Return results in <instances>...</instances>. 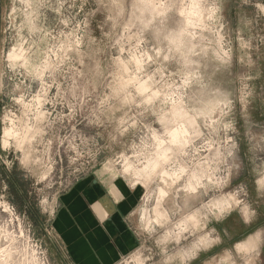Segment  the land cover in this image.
<instances>
[{
	"label": "clouds",
	"instance_id": "obj_1",
	"mask_svg": "<svg viewBox=\"0 0 264 264\" xmlns=\"http://www.w3.org/2000/svg\"><path fill=\"white\" fill-rule=\"evenodd\" d=\"M66 2L57 0L59 7L52 8L51 3L48 7L62 16ZM20 3L25 5L23 20L13 23L14 43L6 52H0V59L23 79L14 89L18 94L11 96L12 106L0 111V146L5 150L14 148L20 154L21 168L36 183L43 182L52 171V164H46V160L54 143L64 145L68 140L48 137L56 123L64 119L62 114L53 116L56 105L65 101L61 77L72 74L68 91L73 99V117L77 108L94 98L98 87L105 88L90 110L89 123L111 124L113 132L106 143L94 142L86 154L95 160L102 152H111L113 145H122L121 151L106 157L103 166L132 177L133 190L137 185L143 187L139 214L144 230L156 237L162 257L159 264H190L204 240H209L208 246L218 243L219 236L211 240L209 233L189 247H180L187 238L185 234L202 229L209 215L219 222L225 210L231 208L229 201L243 205L245 224L253 221L255 211L237 199L238 192L193 207L194 201L229 184L231 168L223 166L236 147L230 135L234 124L226 119L233 107L231 94L213 86L212 76L205 75L210 65H215L214 75L232 61L224 0H99L111 24V31L104 33L108 40L104 47L118 53L111 57L110 71L102 69L95 58L104 51L95 37H89L88 43L98 45L96 49L90 53L82 50V25L87 26V19L73 24L75 17L62 16L59 24L63 27L50 29L39 22L40 15L31 11L32 3ZM256 7L264 13V4ZM172 13L177 19L170 23ZM236 38L241 49L251 47L241 34L237 33ZM86 56L94 61V67L85 65ZM173 62L178 66L175 71L169 68ZM77 65L87 68V72ZM80 78H85L83 84L78 82ZM25 81H29L26 86ZM2 87L0 84V91ZM74 139L68 142L70 151L79 148ZM42 167L46 170L37 174ZM256 184L264 190V174ZM40 203L46 204L47 200ZM0 207L15 213L7 202ZM261 244L264 229L237 242L234 248L242 259L248 257L243 264H252L251 257L259 255ZM170 245L177 247L170 252ZM151 259V255L143 256L138 264H147Z\"/></svg>",
	"mask_w": 264,
	"mask_h": 264
},
{
	"label": "rangeland",
	"instance_id": "obj_2",
	"mask_svg": "<svg viewBox=\"0 0 264 264\" xmlns=\"http://www.w3.org/2000/svg\"><path fill=\"white\" fill-rule=\"evenodd\" d=\"M28 2L32 3L31 11L40 15L39 22L46 28L59 30L63 27L59 24L62 16L75 17L73 24L87 19V26L82 25L84 52H93L98 46H89V37H95L101 42L100 47L108 44L104 33L111 31V24L107 22L108 11L99 0H67L62 16L48 7L49 3L52 8L59 7L57 0ZM257 4H264V0H248L247 3L244 0H224L223 15L227 26L225 31L232 40V61L230 66L221 68L214 75L212 73L215 65H210L205 75L212 76L213 86L231 94L233 107L226 119L234 124L235 130L230 135L236 147L233 149V156L228 158L227 165L223 166L231 168L229 184L220 191H214L209 196L194 201L193 207H200L213 197L220 199L228 193L238 192L237 199L255 211L253 221L257 228L264 229V190L259 189L256 184L260 175L264 174V13L259 11ZM13 8L19 11L13 12ZM24 8L25 5L20 0H0V52H6L12 47L13 38L16 36L13 23H21V12ZM175 19L177 17L172 13L170 23ZM237 33L250 42V48L241 49L236 38ZM116 54L118 53L115 49L104 47V51L95 58L101 62L102 69L110 71L111 57ZM85 65L94 67V61L86 56ZM77 67L86 72L88 70L81 65ZM177 67L175 62L169 65L172 71ZM71 75L68 74V78L61 77L65 85V101L57 104L53 110L54 117L62 114L64 119L56 123L48 137L54 140L57 137H67L68 140L64 145H60L58 141L54 143L46 160V164H52V171L47 179L36 183L33 176L21 168L20 154L14 148L5 150L0 146V204L7 202L15 209L13 214L0 207V264L4 260L8 264H78L59 229L60 214L64 209L72 210L73 218L79 224L87 214H92L98 226L119 225L120 234H124L127 244L125 251L122 247L120 258L112 264H138V258L142 259L147 255L152 257L147 264H159L162 257L155 244L156 237L150 236L144 230L139 214L143 187L137 185L133 190L130 187L132 177L118 175L115 169L103 166L106 157L121 151L122 145H113L111 152L106 150L95 160L86 154L92 149L94 142L106 143L107 137L113 132L111 124L96 126L89 123L92 118L90 110L95 107L96 100L105 88L98 87L94 98L83 107L77 108L73 117L70 115L73 99L68 91L72 83ZM22 79L23 77L13 73L0 59V84L3 86L0 91V111L6 106H12L11 96L18 94L14 89ZM84 79L80 78L78 82L83 84ZM28 83L29 81H25V86ZM53 92L55 93V89ZM49 109L52 110V107L49 106ZM73 138L74 143L79 146L77 151H70L67 147ZM84 140L89 143L84 144ZM45 170L42 167L36 171L39 174ZM130 195L134 196L129 197ZM42 199H46L47 203L42 205ZM82 203L84 206L80 210L78 205ZM229 204L231 208L225 210L223 217L232 211L242 216L243 205L236 206L232 201ZM216 222L209 215L202 229L193 234H185L187 238L182 240L180 247H189L209 233L211 240H215L217 236L220 238L218 243L210 246L209 240H204L200 252L190 264H243V259L248 257L242 259L236 253L233 248L235 240L227 241L221 231H213ZM176 247L170 245L169 251H174ZM211 257V261L202 263V258Z\"/></svg>",
	"mask_w": 264,
	"mask_h": 264
},
{
	"label": "crops",
	"instance_id": "obj_3",
	"mask_svg": "<svg viewBox=\"0 0 264 264\" xmlns=\"http://www.w3.org/2000/svg\"><path fill=\"white\" fill-rule=\"evenodd\" d=\"M132 196L134 195L129 197ZM83 206V203L78 205V209L81 210ZM105 207L107 208L106 205ZM73 214L74 212L70 209L61 211L59 229L75 262L78 264H112L117 261L121 256L122 247H124L123 251H125L127 244L124 234H120L121 228L119 225L98 226L92 214H87L86 218L79 224L78 220L73 218ZM214 229L221 231L226 236L227 241L235 240L233 244L235 245L260 228H257L254 221L250 224H245L242 216L236 211H232L219 222L217 221ZM253 255L254 257H251L252 264H264V244L260 245L259 255ZM212 259L213 257L202 258V263Z\"/></svg>",
	"mask_w": 264,
	"mask_h": 264
},
{
	"label": "bare ground",
	"instance_id": "obj_4",
	"mask_svg": "<svg viewBox=\"0 0 264 264\" xmlns=\"http://www.w3.org/2000/svg\"><path fill=\"white\" fill-rule=\"evenodd\" d=\"M2 250H3V249H2ZM0 251H1V250H0ZM1 252H2V251H1ZM1 252H0V253H1ZM9 253H10V252H9ZM3 254H4V253H3ZM4 256H5V255H4Z\"/></svg>",
	"mask_w": 264,
	"mask_h": 264
}]
</instances>
